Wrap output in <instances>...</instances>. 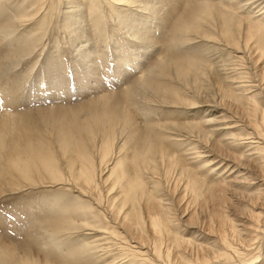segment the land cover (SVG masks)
<instances>
[{"label":"bare ground","instance_id":"1","mask_svg":"<svg viewBox=\"0 0 264 264\" xmlns=\"http://www.w3.org/2000/svg\"><path fill=\"white\" fill-rule=\"evenodd\" d=\"M157 1L0 0L4 74L44 48L54 19L80 41L110 19L153 42L149 17L173 11ZM184 1L167 52L122 92L0 119V185L58 192L31 242L51 253L0 251V264H264V0Z\"/></svg>","mask_w":264,"mask_h":264},{"label":"rangeland","instance_id":"2","mask_svg":"<svg viewBox=\"0 0 264 264\" xmlns=\"http://www.w3.org/2000/svg\"><path fill=\"white\" fill-rule=\"evenodd\" d=\"M183 1L161 0V2H154V9H157L159 14L173 10L170 14L171 16L168 15L167 17L172 24L170 26L167 24L164 25L167 23L164 20H169L167 18L160 20L162 19L161 17L150 16L147 24H145L147 28L145 33L148 36L151 34L152 36H150L152 38L154 37V40L149 37L150 41L153 40L150 43L133 38L128 34L131 32L130 30L123 28L119 23L110 19L103 20L106 30L102 33L91 29V25L89 26L87 24L88 32L82 38V41H80L78 38L75 39V35L68 37L64 35L65 32L59 31L57 19H54L52 28L48 30L44 48L42 49V46H40L37 53L30 56L31 58L29 57L28 60L23 61L14 67V69L12 68L13 71L10 69L9 76L4 74L3 68L4 55L7 53L5 44L3 43L5 42L4 39L8 38V36L3 37L0 35V119L6 113L33 112L39 109H50L53 107H78L91 100L99 99L101 96L122 92L123 88L131 85L140 75L146 73L167 52L171 32H173L175 27L174 21L177 19L176 16H178V12L180 13L183 9L185 10L186 7L184 6L185 1ZM157 10H155L156 13ZM155 18L158 21L160 20V24L162 21L161 25H164V29L162 26L159 29V25L156 24L159 22L157 20L154 21ZM20 32L22 33V31ZM18 33L19 31L16 33L10 32L9 35L14 38V36L17 37ZM83 41H88L87 48L93 47L94 52L90 57L92 60L86 59L84 61L82 57L77 55V51H75L77 53L74 52V45L80 50L83 44H86ZM132 53L143 54L142 57L138 58L139 67L134 65L136 67L134 68L133 66V69L130 66L125 68L123 72L124 69L120 68V62L126 58H131V61H133L134 55ZM45 56H49L46 65L51 66L53 70L48 67L45 68L43 58ZM32 59H38L37 66L35 65L36 68L34 67L33 70L27 64ZM89 61L91 62L88 64L87 62ZM38 65L41 66L38 67ZM4 82H9L10 89H15L17 85L23 84L24 92L22 90L21 93L23 96L21 95L15 102L12 100L7 101V91L4 88ZM19 82L21 83L19 84ZM39 120L36 119L37 123L44 125ZM41 131L48 134L46 131ZM0 188L4 190L3 194L2 192L0 194V251H11L15 249L18 255L23 254L22 256H24L25 254L23 252L17 250L29 249L33 254H31L32 257L44 259L47 255L46 253H51V251H47V248H45V251L32 245V237L42 225L41 222L46 216L45 213L49 211L46 210V207L52 205L51 203L55 201L54 198L58 192H55V188H53L55 193L46 188H31L15 192L5 190L1 185ZM57 188L59 189V187H56V190ZM231 211L234 214L239 213L235 206ZM50 256H52L50 257L51 259L54 258V255ZM55 257H57L56 254Z\"/></svg>","mask_w":264,"mask_h":264}]
</instances>
